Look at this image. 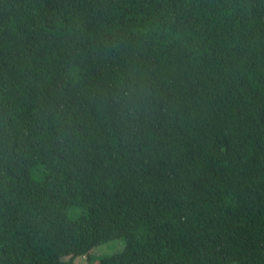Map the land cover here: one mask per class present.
Segmentation results:
<instances>
[{"label":"trees","instance_id":"16d2710c","mask_svg":"<svg viewBox=\"0 0 264 264\" xmlns=\"http://www.w3.org/2000/svg\"><path fill=\"white\" fill-rule=\"evenodd\" d=\"M81 255L264 264V0H0V264Z\"/></svg>","mask_w":264,"mask_h":264},{"label":"rangeland","instance_id":"374dc122","mask_svg":"<svg viewBox=\"0 0 264 264\" xmlns=\"http://www.w3.org/2000/svg\"><path fill=\"white\" fill-rule=\"evenodd\" d=\"M33 173H35V171H33ZM36 178H39V176H36ZM74 210L75 209H72L71 213H73ZM123 248H124V239H114L107 243H103V244H100L99 246L94 247V249L91 251V255L97 261L98 257L110 255L114 252L121 251ZM75 263L76 264H86L87 263L86 255H81V256L76 257ZM233 264H236V263H233Z\"/></svg>","mask_w":264,"mask_h":264}]
</instances>
